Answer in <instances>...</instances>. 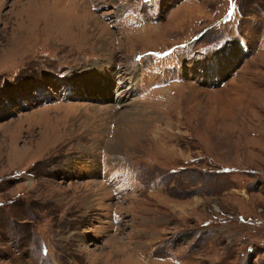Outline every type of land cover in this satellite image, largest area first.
I'll return each mask as SVG.
<instances>
[{
  "label": "rangeland",
  "instance_id": "374dc122",
  "mask_svg": "<svg viewBox=\"0 0 264 264\" xmlns=\"http://www.w3.org/2000/svg\"><path fill=\"white\" fill-rule=\"evenodd\" d=\"M0 264H264V0H0Z\"/></svg>",
  "mask_w": 264,
  "mask_h": 264
},
{
  "label": "bare ground",
  "instance_id": "6f19581e",
  "mask_svg": "<svg viewBox=\"0 0 264 264\" xmlns=\"http://www.w3.org/2000/svg\"><path fill=\"white\" fill-rule=\"evenodd\" d=\"M121 94L123 95V92H121ZM122 95H120L119 97H122L123 98V96ZM121 102V101H120Z\"/></svg>",
  "mask_w": 264,
  "mask_h": 264
}]
</instances>
